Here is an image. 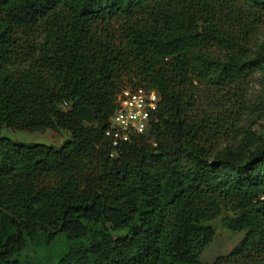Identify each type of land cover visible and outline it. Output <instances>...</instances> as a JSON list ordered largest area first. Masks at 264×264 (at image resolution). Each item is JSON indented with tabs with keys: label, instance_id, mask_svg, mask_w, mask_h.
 <instances>
[{
	"label": "trees",
	"instance_id": "1",
	"mask_svg": "<svg viewBox=\"0 0 264 264\" xmlns=\"http://www.w3.org/2000/svg\"><path fill=\"white\" fill-rule=\"evenodd\" d=\"M264 0H0V131L65 130L55 147L0 136V264H264V140L215 149L207 112L264 73ZM160 96L147 134L110 157L116 94Z\"/></svg>",
	"mask_w": 264,
	"mask_h": 264
},
{
	"label": "rangeland",
	"instance_id": "2",
	"mask_svg": "<svg viewBox=\"0 0 264 264\" xmlns=\"http://www.w3.org/2000/svg\"><path fill=\"white\" fill-rule=\"evenodd\" d=\"M262 46H264V24L259 26L251 38L252 49L258 50ZM206 101L209 102L207 112L212 120L217 116V121L222 119L224 122L218 125L220 135L217 142H214L215 149L264 140V73L262 71L253 72L246 82L232 87L231 93L222 104H213L211 93ZM0 136L14 141L57 147L69 137V133L65 130L57 132L50 129L30 133L3 127ZM229 215L230 212L225 211L219 217L205 222L214 230V236L199 254L200 263L211 264L216 258L227 255L242 239L243 231H232L221 225V218ZM20 260L23 264H42L39 251L31 245L21 254ZM155 264L169 263L162 261Z\"/></svg>",
	"mask_w": 264,
	"mask_h": 264
},
{
	"label": "built area",
	"instance_id": "3",
	"mask_svg": "<svg viewBox=\"0 0 264 264\" xmlns=\"http://www.w3.org/2000/svg\"><path fill=\"white\" fill-rule=\"evenodd\" d=\"M159 102L160 96L153 89L129 85L119 90L104 134L110 142V157L117 156L119 147L133 137L147 134Z\"/></svg>",
	"mask_w": 264,
	"mask_h": 264
}]
</instances>
